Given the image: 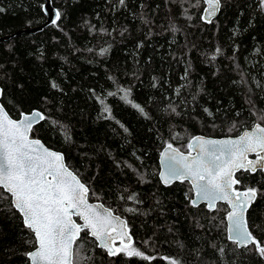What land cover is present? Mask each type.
<instances>
[{"label":"trees","instance_id":"trees-1","mask_svg":"<svg viewBox=\"0 0 264 264\" xmlns=\"http://www.w3.org/2000/svg\"><path fill=\"white\" fill-rule=\"evenodd\" d=\"M51 2L61 19L30 32L45 19L42 0H0V101L14 118L42 111L47 119L31 135L61 151L88 198L125 218L134 245L153 257H110L83 230L74 264H264L254 246L228 240L225 204L215 211L193 207L186 181L166 186L157 176L165 144L185 150L196 134L235 135L264 124L253 115L264 110V91L253 83L264 85L258 0H221L209 24L200 18L201 0H125L121 7L116 0ZM217 48L222 55L213 61ZM241 72L247 83H236ZM117 87L130 90L147 116L122 100ZM236 176L237 189H258L246 221L264 242V173ZM29 240L34 244L33 234L0 189V264H29Z\"/></svg>","mask_w":264,"mask_h":264},{"label":"snow or ice","instance_id":"snow-or-ice-1","mask_svg":"<svg viewBox=\"0 0 264 264\" xmlns=\"http://www.w3.org/2000/svg\"><path fill=\"white\" fill-rule=\"evenodd\" d=\"M204 3L208 7L204 9L206 15L201 18L211 22L210 18L219 10L221 0H204ZM258 3L264 11V0H258ZM116 6H125V0H116ZM3 11L0 8V12ZM60 19L61 13L56 11L52 23L56 24ZM107 51L106 48L102 49L100 54ZM217 55H222L219 48L211 56V60H216ZM240 75L241 80L236 83H247L245 74L241 72ZM253 83L264 91V85L255 78ZM50 87L61 90L55 81L50 82ZM117 91L124 93L122 100L147 116L141 105L129 99L130 90L117 87ZM116 94L108 93L109 96ZM98 99L104 105L103 110L110 112L104 104V98ZM246 103L255 107L250 96ZM172 111L175 112L176 109L173 107ZM253 115H259V119L264 121V110L259 114L253 112ZM45 119L47 117L41 111L33 110L30 114L21 113V119L14 120L0 107V189L10 195L11 207L19 212L24 227L34 235V244L33 241H28L33 244L34 250L25 253L30 264H74L73 257L77 251L74 245L83 230H89L99 242L98 246L104 248L110 257L123 254L144 261L153 259L134 245L130 234L123 230L116 232L112 222L119 221L118 217L112 216L108 209H104L103 213L97 212L94 206L88 204V187L69 171L61 154L49 151L38 140L29 138L33 125ZM66 139H70L67 133ZM193 140L199 148L194 157L183 155L171 143L166 145L161 156L167 162V172L160 173L161 181L165 185L173 180L191 183L196 194V199L191 200L193 207L203 201L209 211H215L217 201H226L231 208L227 213L228 240L238 247L254 246L255 252L264 259V242L249 230L244 216L256 200L258 189L247 187L244 191H239L234 188L241 184L236 176L238 171L243 170L248 174L264 173V126L256 123L251 130L244 131L234 140L203 137H193ZM188 147L191 149L192 143ZM250 153L254 154V159H249ZM127 198L134 200L135 194ZM73 215L79 216L84 223L77 224L72 219ZM120 223L122 229L126 227L123 222ZM114 232L120 238L118 247H113ZM219 252L223 253L224 249H219ZM170 264L178 262L173 259Z\"/></svg>","mask_w":264,"mask_h":264},{"label":"water","instance_id":"water-1","mask_svg":"<svg viewBox=\"0 0 264 264\" xmlns=\"http://www.w3.org/2000/svg\"><path fill=\"white\" fill-rule=\"evenodd\" d=\"M201 1H202V3H203V8H202V11H201V14H200V18H201L202 16H205V15H206L205 12H204V9H205V7H208V5H206V4L204 3V0H201ZM220 7H221V6H220ZM41 9H42V12H43V14H44V18H45L44 21H43L42 23H40L38 26H34V27H32V28H28V29L26 28V29H25L26 31L35 32V31H37V30H39V29H42L43 27H45V26L51 24V23H52V20L55 18V12L58 11V10L52 5L51 0H42V6H41ZM219 12H220V8H219V10L215 13V15H213V16L210 18V21H212L213 19H215V18L218 16ZM201 20H202L204 23H207V24L210 23V22H207L205 19H202V18H201ZM20 32H21V30L18 31V32H16V33H20ZM3 38H5V37H0V40H2ZM0 90H2V89H1V86H0ZM0 98H1V94H0ZM0 107H3L4 110L7 112V110L5 109V107L3 106V104L1 103V101H0ZM33 110H38V109H32V110H30V111H21V112L18 114L17 117L14 118V117H11V116H10V118H12V119H14V120H19V119H21V113H23V114H30ZM39 111H41V110H39ZM41 112H42V111H41ZM7 113H8V112H7ZM40 122H41V121L35 123V124L33 125V127L36 126L37 124H39ZM255 124H256V123H254L253 125H251V126L248 127V128L243 129L241 132H239L238 134H235V135L210 136V135L196 134V135L192 136V137L189 139V141H188V143H187V145H186V149H185V150L179 149V148H177V147L174 146V145H172V146H173V148L177 149V150H178L180 153H182L183 155H185V156H189V155H190V156L194 157V156L197 155V153H198V151H199V148H198V146L196 145L195 141L193 140V137H203V138H205V139H212V140H226V139H233V140H234V139H238L239 136L242 135V133H243L244 131H246V130H251V129L254 127ZM261 125L264 126V124H261ZM29 138L32 139V140H38V141L40 142V144H41L44 148L48 149L49 151H52V152H56V153L61 154V155L63 156V163L66 165V163H65V159H64V155H63V153H62L61 151H59V150H57V149H53V148L48 147V146H47V145H46L41 139H39L38 137L32 136V135H31V131L29 132ZM189 143H192V145H193V147H192L191 149L188 147ZM166 145H167V144H166ZM166 145H164V146L161 148V150H160V152H159V155H158V159H157V163H158V172H157V176H158V179L160 180V182H161L163 185H165V184L161 181L160 173H161L162 171L167 172V162H165V161L163 160V158H162V156H161V153L164 152V151L166 150ZM169 151H170V150H169ZM249 159H254V154H251V153H250V154H249ZM66 166H67V165H66ZM67 167H68V166H67ZM68 169H69V171L73 172V174L76 175L77 178L81 181V179L78 177V175H77L76 173H74V171H73L72 169H70L69 167H68ZM241 171H243V170H241ZM238 172H240V171H238ZM238 172H237V173H238ZM174 182H181V181H179V180H173V181H171V182H170L169 184H167V185H170V184H172V183H174ZM186 182L189 184L190 189H191V191H192V198H191V200H192V199H196V194H195V191L192 190V185H191V183H189L188 181H186ZM81 183H83V182L81 181ZM83 184H84V183H83ZM167 185H166V186H167ZM236 186H237V185L234 186L235 189H237ZM237 190H239V191H244V190H241V189H237ZM3 191H4V190H3ZM4 192H5V193L9 196V198H10V195H9L6 191H4ZM87 202H88L89 205L94 206V210L97 211V212H101V213H103L104 209H108V210L111 212L112 216H114V217H118V218H119V221H115V220H114V221L112 222V223L115 225L116 232H120L121 230H123V231H125V232H127L128 234L131 235V233H130V231H129V227H128V225H127V222H126V219H125V218L121 217V216H120L119 214H117V213H114L109 207H106V206H105L101 201H99V200H91V199H89L88 196H87ZM10 203H11V198H10ZM219 203H223V204H225L226 207H227V212H226V215H225V229H226V233H227V237H228V225H229V221L227 220V213H228L229 211H231V208H230L229 204H228L226 201H217V204H219ZM200 204L205 205V207L207 208L206 202L199 201V202H198V205H200ZM217 204H216V205H217ZM249 208H250V207H249ZM249 208H248V209H249ZM207 209H208V208H207ZM14 210H15V209H14ZM15 211H16V210H15ZM247 211H248V210H247ZM247 211L244 213L245 219H246ZM16 212H17V211H16ZM17 213L19 214V212H17ZM19 215H20V214H19ZM20 217H21V216H20ZM72 219H73L77 224H83V223H84V221H83L79 216L73 215V216H72ZM21 220H22V218H21ZM120 222H123V224L126 225V227L122 229V228H121V223H120ZM22 223H23V220H22ZM23 225H24V224H23ZM86 231H87L89 237L92 238V239L95 241L97 247L100 248V249H102L103 251L106 252V250H105L104 248H101V247L98 246L99 242L95 240V238L91 235L90 231H89V230H86ZM113 236L115 237V243H114L113 247H118V246L120 245V238H119L118 236H116V233H115V232L113 233ZM131 236H132V235H131ZM33 237H34V235H33ZM132 238H133V237H132ZM240 247H243V246H240ZM32 250H34V247H33L30 251H32ZM28 252H29V251H28ZM106 253H107V252H106ZM107 255H108V254H107ZM108 256H109V255H108ZM27 259H28V257H27ZM28 262H29V261H28ZM29 264H30V262H29Z\"/></svg>","mask_w":264,"mask_h":264},{"label":"bare ground","instance_id":"bare-ground-1","mask_svg":"<svg viewBox=\"0 0 264 264\" xmlns=\"http://www.w3.org/2000/svg\"><path fill=\"white\" fill-rule=\"evenodd\" d=\"M87 12V11H86Z\"/></svg>","mask_w":264,"mask_h":264},{"label":"rangeland","instance_id":"rangeland-1","mask_svg":"<svg viewBox=\"0 0 264 264\" xmlns=\"http://www.w3.org/2000/svg\"><path fill=\"white\" fill-rule=\"evenodd\" d=\"M166 145V144H165Z\"/></svg>","mask_w":264,"mask_h":264}]
</instances>
